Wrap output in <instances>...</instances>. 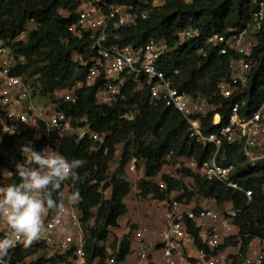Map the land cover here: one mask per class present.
<instances>
[{
  "label": "trees",
  "instance_id": "obj_1",
  "mask_svg": "<svg viewBox=\"0 0 264 264\" xmlns=\"http://www.w3.org/2000/svg\"><path fill=\"white\" fill-rule=\"evenodd\" d=\"M118 1L135 4L142 9L150 8L152 4V0ZM61 9L71 12L70 19L59 15ZM76 10L77 0H0V40L6 41L14 52L24 56L15 72L26 81L37 77L46 95L72 89L78 80L86 77L87 69L80 68L73 55L76 52L85 53L92 42L89 38L78 40L70 35L68 28L77 18ZM253 11L252 0H192L189 3L167 0L162 7L154 9L146 20L123 29L119 43L121 46L141 48L150 40L167 41L171 51L160 62L162 70L181 91L202 96L210 104L221 105L216 112L202 120L205 134L216 133L228 123L230 110L238 101V96L224 100L218 95V82L231 79V55L221 56L218 48L207 43V38L215 34L229 36L230 31L241 33L248 28ZM30 23H34L36 29L30 32L26 41L14 43ZM262 26L255 50L259 63L249 75L245 93L246 112L256 110L264 102V22ZM188 29H198L201 39L179 45L177 33ZM200 50L206 52L205 58L199 54ZM177 70L179 74H175ZM135 89L136 86L128 82L122 89L123 98L120 97L112 106L96 104L97 87L79 91L76 104L56 101L57 108L70 116L74 123L86 119L95 132L104 135V144H96L90 139L78 142L73 138H61L56 141L54 135L48 133L41 138H36L33 133L6 138L0 146L1 176L6 178L10 173V184L21 182L15 164L28 163L21 148L29 141L37 151L50 148L70 160H83L84 165L76 170L80 179L76 182L65 181L54 192V198L59 207L68 192L73 195L78 193L77 206L82 212L86 229V251L90 264L98 260L97 264H106L112 256L116 262H121L132 252L130 236L133 230L115 241L112 256L100 246L108 241L111 229L119 227V219L129 213L125 199L133 192V186L125 177L124 170L131 158L146 163L145 177L139 182L142 198L153 197L166 202L173 192L183 191L182 197L188 199L195 196L211 199L224 209L232 205L240 210L234 219L239 234L264 239V162L256 167L248 164L241 167L245 157L239 146L224 144L221 150L220 154L226 155L224 163L237 166L234 181L245 190L252 191L250 201L244 193L206 181L190 170L185 172L194 178L196 193L188 192L183 182L164 174L161 177L166 189H162L150 179L161 174L169 154L193 157L202 165L211 158L215 147H200L190 137L187 122L176 111L161 103L150 106L148 87L141 92ZM218 113L222 116L221 126H214L213 118ZM119 144L125 145L120 169L110 175V165ZM106 189L111 190L108 199L103 195ZM3 237L0 233V238ZM245 241L247 243V239ZM231 242L228 241L226 246ZM40 253H46L45 244L26 245L15 253L11 264H23L27 258ZM70 256L71 252L63 257L39 258L34 264H70Z\"/></svg>",
  "mask_w": 264,
  "mask_h": 264
},
{
  "label": "built area",
  "instance_id": "obj_2",
  "mask_svg": "<svg viewBox=\"0 0 264 264\" xmlns=\"http://www.w3.org/2000/svg\"><path fill=\"white\" fill-rule=\"evenodd\" d=\"M180 1L189 3L192 0ZM166 2L152 0L150 8L142 9L118 0H77V18L69 26V33L74 39L89 38L92 43L85 53H75L78 58L74 61L80 68H86L87 74L72 89L65 90L63 100L76 104L79 91L97 87L96 104L112 106L120 97L123 98L122 89L128 82L136 86V92L148 87L150 106L161 103L176 111L187 122L190 137L200 147H215L211 158L202 165L193 157H177L174 153L169 154L165 162L180 159L204 180L242 192L250 201L252 191L245 190L233 179L237 166L224 163L226 155L220 153L224 144L239 146L245 157L241 167L247 164L256 167L264 162V102L256 110L246 112L245 98L249 75L259 63L255 50L258 46L257 35L264 22V0H252L254 11L247 29L239 34L230 31L229 36L215 34L207 38V43L218 48L221 56L231 55V79L218 82V95L224 100L238 96L226 125L221 126L222 116L215 114L212 123L221 127L211 134L203 132L202 120L216 112L221 105L210 104L202 96L181 91L167 78L160 66L163 57L171 51L167 41L150 40L141 48L121 46L119 43L123 29L146 20L154 9ZM59 15L70 19L71 12L61 9ZM29 34L26 27L14 43L26 41ZM176 37L179 45H184L201 39V32L188 29L178 32ZM199 54L204 58L207 56L203 50ZM23 60L22 54L14 52L6 41L0 40V146L6 138L29 133L36 138H41L44 133L53 134L56 141L61 138H73L78 142L90 139L96 144H104L106 137L95 132L86 119L74 123L56 104H39L32 87L15 72ZM175 74H179V70ZM135 161H132L131 171L135 170ZM10 178V173L6 178L0 173V186L9 185ZM157 184L166 189L163 180ZM73 197L68 192L63 203L44 217L45 227L41 238L31 244H45L46 254L50 257H63L71 252L70 264H90L82 212L77 206V199L73 200ZM239 213L240 210L232 205L224 210L199 209L187 197L172 200L166 211V223L158 235L156 253L142 245L134 260L129 259L131 252L124 261L116 262L112 257L106 264H264V239L239 234L234 223ZM0 233L5 237L12 234L3 219H0ZM145 234V230L136 228L131 238L142 244ZM228 241L232 242L226 246ZM26 245H29L26 239L19 238L7 255L0 257V264H11L15 253Z\"/></svg>",
  "mask_w": 264,
  "mask_h": 264
},
{
  "label": "clouds",
  "instance_id": "obj_3",
  "mask_svg": "<svg viewBox=\"0 0 264 264\" xmlns=\"http://www.w3.org/2000/svg\"><path fill=\"white\" fill-rule=\"evenodd\" d=\"M21 151L28 161L15 164L21 182L0 186V219L9 225L12 233L0 238V257L6 256L19 238L29 244L41 238L44 217L57 208L54 192L65 181H78L76 170L84 165L83 160H70L50 148L37 151L31 141ZM77 198L78 193L73 200Z\"/></svg>",
  "mask_w": 264,
  "mask_h": 264
},
{
  "label": "rangeland",
  "instance_id": "obj_4",
  "mask_svg": "<svg viewBox=\"0 0 264 264\" xmlns=\"http://www.w3.org/2000/svg\"><path fill=\"white\" fill-rule=\"evenodd\" d=\"M34 29H36V25L34 23H30L27 26L28 33ZM77 58H78L77 54H74L73 59L76 60ZM27 82L32 87V89H33V91H34V93L38 99V102L41 105H50V106L55 105L56 101H61L65 97V94H66L65 90H58L52 95L44 94L42 91V82L37 77L28 78ZM124 146H125L124 144H119L117 146L115 159L113 160V162L110 165V175L115 174L120 169L121 156H122L123 151H124ZM132 161H133V158H131V160L127 164V166L124 170V175L133 186V192H132V195L130 197L131 198L130 204L136 205V208L138 207V209H140L141 212H145L147 207H149V206H156L159 208H165L167 211L168 205H170L172 200H177L183 196V194H184L183 191L173 192L170 199L168 201H166L165 203H163L159 200H156L153 197L142 198L140 195L139 182L145 177V169L142 170L143 175L141 174V169H142V167L146 168V163H145V161L140 162V161L136 160L134 162L135 170L131 171L130 166L132 164ZM181 161L182 160L177 159L176 161H173V162H165V164L163 165V169L161 171L160 177H158V178L155 177V178H152L150 180L157 182V181L162 180L161 176L163 174L168 175L177 181L183 182L185 184L188 192L196 193L197 188H196L194 178L191 175H187L185 171L190 170L195 175L197 173L194 170L186 167L185 166L186 164H184ZM3 175H4V173H3ZM141 175L143 176V178L141 177ZM103 195L106 199L110 198L111 190L106 189L103 192ZM189 200H191L194 203L195 208L210 209L211 200H209V199H203V198H200L198 196H195ZM217 207H219V206H217ZM217 210H224V208L222 206H220V208ZM133 211L134 210L132 209V213H134ZM134 214H132V215H134ZM132 215L127 216L128 219H125L122 226L119 224L118 228L111 229V234L108 238V241L100 244V246L106 248L109 256L114 255L113 254L114 253L113 252L114 243L117 239H122L123 231L128 230L129 232L127 235H129L130 231L136 229V227L132 223L133 222L132 221L133 218H131ZM92 224H93V222H92ZM132 227H135V229H131ZM44 257H47V259L49 258V256L46 253L45 254L40 253V254H37L36 256H31V257L27 258L23 264H34L37 262V260L39 258H44ZM59 264H61V263H59Z\"/></svg>",
  "mask_w": 264,
  "mask_h": 264
},
{
  "label": "crops",
  "instance_id": "obj_5",
  "mask_svg": "<svg viewBox=\"0 0 264 264\" xmlns=\"http://www.w3.org/2000/svg\"><path fill=\"white\" fill-rule=\"evenodd\" d=\"M144 169L145 168L142 167L141 174H142V170H144ZM142 175H141V177L143 178ZM158 177H160V175ZM131 195H132V193H131ZM131 195H129L125 199V203L129 209V213L127 216H130V215L135 213L131 217V218H133L132 219L133 225L137 229H142V230L146 231L144 243H142V244L134 242L130 236L132 254L129 256V259L134 260L135 254L139 250H141L142 245H144L149 251L156 253V246L155 245L157 244V241H158V235L161 233V231H162V229L166 223V209L165 208H159L156 206H149V207H147L145 212H141L140 209H138V207L136 208V205L130 204ZM209 200H211V199H209ZM163 203H165V202H163ZM217 206L218 205L216 204V202L214 200H211L210 209L217 210L220 208V206L219 207H217ZM132 209L134 210L133 211L134 213H132ZM127 216H124V217L119 219V224L121 226L124 223L125 219H128ZM128 232H129L128 230H126V231L124 230L122 236L127 235Z\"/></svg>",
  "mask_w": 264,
  "mask_h": 264
},
{
  "label": "bare ground",
  "instance_id": "obj_6",
  "mask_svg": "<svg viewBox=\"0 0 264 264\" xmlns=\"http://www.w3.org/2000/svg\"><path fill=\"white\" fill-rule=\"evenodd\" d=\"M216 120L218 121V118Z\"/></svg>",
  "mask_w": 264,
  "mask_h": 264
}]
</instances>
